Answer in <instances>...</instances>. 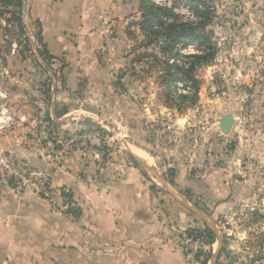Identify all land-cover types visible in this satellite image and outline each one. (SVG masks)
<instances>
[{
    "label": "rangeland",
    "instance_id": "rangeland-1",
    "mask_svg": "<svg viewBox=\"0 0 264 264\" xmlns=\"http://www.w3.org/2000/svg\"><path fill=\"white\" fill-rule=\"evenodd\" d=\"M131 1L138 4V11L125 18L124 28L114 31V37L94 55L96 67L75 75L62 60L43 59V53L50 56L39 43V26L30 21L26 9L12 15L0 0V112L1 104L11 110L15 105L9 101L18 104L25 99L19 103L31 112L46 111L56 91L66 90L72 112L86 129L82 139L99 147L107 173L117 174L116 167L126 160L136 162L129 152L141 155L143 164L153 169L147 164L152 163L148 156L133 147L136 141L155 152V157L177 149L191 173L196 170L204 175L208 164L219 160V167L207 176L225 162L231 196L218 212L199 197L173 191L175 170L168 174L170 168L157 164L155 169L172 182L171 196L200 210L220 232L222 246L215 264H264V0H204L210 13L206 30L211 32L214 57L194 73L199 83L197 102L180 110L174 106L175 93L184 90L179 84L163 82L161 62L172 63L175 49H181L182 55L195 54L194 46L178 45L164 51L162 38L147 39L136 26L144 15L140 0ZM151 1L171 8L179 21L195 20L183 4L169 7L166 0ZM144 41L151 43L138 48ZM144 53L157 60L146 57L137 62ZM17 95L25 99L14 98ZM65 107L59 104L58 110ZM229 112L234 122L229 133L223 134L219 120ZM172 165L176 167L173 159ZM146 173L152 175L150 170ZM157 183L161 191L166 189ZM62 193L65 198L70 195L69 190ZM190 214L193 225L179 233L180 247L193 258L188 264H201L209 253L207 264H212L214 247L197 236H206V220Z\"/></svg>",
    "mask_w": 264,
    "mask_h": 264
},
{
    "label": "crops",
    "instance_id": "crops-1",
    "mask_svg": "<svg viewBox=\"0 0 264 264\" xmlns=\"http://www.w3.org/2000/svg\"><path fill=\"white\" fill-rule=\"evenodd\" d=\"M137 5L131 0H23L52 61L62 60L75 75L96 67L94 55L114 31L124 28ZM70 97L66 90L56 91L50 108L37 112L19 103L26 100L24 95L18 104L9 101L15 109H6L9 126L0 131V155L10 152L25 165L45 171L53 195L43 199L29 188L15 193L0 176V264L191 263L178 239L193 225L190 210L160 190L157 182L162 188L165 183L155 164L176 171L174 184L166 181L173 191L199 197L218 212L231 196L225 162L207 176L191 173L177 149L165 155L156 152L155 157L136 141L133 147L152 162H146L153 167L152 175L128 160L116 167L117 174L107 173L99 147L82 139L86 129L72 112ZM59 104L66 109L59 111ZM62 190L70 192L68 204ZM72 204L80 209L77 218L67 212ZM210 245L213 253L220 251L221 237Z\"/></svg>",
    "mask_w": 264,
    "mask_h": 264
},
{
    "label": "trees",
    "instance_id": "trees-1",
    "mask_svg": "<svg viewBox=\"0 0 264 264\" xmlns=\"http://www.w3.org/2000/svg\"><path fill=\"white\" fill-rule=\"evenodd\" d=\"M172 6H178L183 4L189 8L194 16L195 20L192 21H179L178 16L171 10V8L163 7L151 0H140L141 11L144 13L142 16V21L137 23L136 26L144 33L145 37L149 40H154L157 38H162L164 46L162 47L164 51H172L177 48H184L186 46H194L195 54L192 55H182L181 49L176 53L172 54L173 62L168 61L161 62L163 66L162 78L164 83H170V85L179 84L181 88L186 92V94L178 92L175 93L176 102L174 106L177 110L184 107L193 106L198 100L199 93V83L194 77L195 71L204 65H207L212 61L214 57V46L212 41H210L211 32L207 31L208 22L210 19V13L204 0H169ZM3 7L6 11L10 12L12 15L18 14L23 7V0H2ZM202 8H201V7ZM198 18V20H197ZM39 31V28H38ZM39 43L42 44L40 33L37 36ZM151 43V42H150ZM145 41L141 42V46L138 48H146L149 44ZM144 45V46H143ZM44 47V45L42 44ZM45 61H49L52 58L48 57L45 53L41 54ZM150 57L157 60L154 55L144 53L143 55H138L137 62L140 59ZM179 59H183L181 62ZM168 174H172L173 170L168 169ZM172 183V182H171ZM65 196V195H64ZM69 200L70 196L67 197ZM70 215L77 218L80 215V209H68L67 211ZM204 233L206 236H201L199 233L197 236L202 238L208 244H213L215 242V234L209 228L205 227ZM189 235H192L190 231ZM210 253L207 255L206 259L201 264H207ZM217 264V263H216Z\"/></svg>",
    "mask_w": 264,
    "mask_h": 264
},
{
    "label": "built area",
    "instance_id": "built-area-1",
    "mask_svg": "<svg viewBox=\"0 0 264 264\" xmlns=\"http://www.w3.org/2000/svg\"><path fill=\"white\" fill-rule=\"evenodd\" d=\"M166 1L168 2L169 7H171V2L169 0ZM186 8L189 10L187 6ZM190 14L192 16L191 12ZM183 92L186 93L185 91ZM0 118V131L4 133L9 126V117L6 108H2ZM218 167L219 160H215L208 164V167L204 169L203 174L205 175L209 170ZM0 176L15 193H22L25 189L29 188L33 193L43 199H50L53 195V189L49 183L48 174L40 169L25 165L23 162L16 159L10 152H5L0 155Z\"/></svg>",
    "mask_w": 264,
    "mask_h": 264
},
{
    "label": "water",
    "instance_id": "water-1",
    "mask_svg": "<svg viewBox=\"0 0 264 264\" xmlns=\"http://www.w3.org/2000/svg\"><path fill=\"white\" fill-rule=\"evenodd\" d=\"M233 122H234V120H233V114H232L231 112H229V113H227L226 115H224V116L219 120V129H220V131H221L223 134H227V133H229V131H230L232 125H233ZM129 155L131 156V158H132L134 161L138 162V163H139L142 167H144L147 171L150 170L151 172H153V171L151 170L150 167H147L145 164H143V161H142L139 157H136V156L133 155V153H131V152H129ZM161 179L163 180L162 177H161ZM163 183H165V188H166V190H167V191H170L167 182H166L165 180H163ZM183 203L187 206V208H188L190 211H192V212L195 213L196 215L201 216V217L203 216V213H202L200 210H197L196 208L190 206V205L188 204V202L183 201ZM203 217H204V216H203ZM204 218H205V217H204ZM205 220H206L205 222H206L208 228H209L211 231L214 232L215 237H216L217 241L219 242V241H220V237L218 236L217 230L214 228V226H213V224L210 222V220H207L206 218H205ZM219 248H220V247H219ZM219 248H218V250L216 251V253H213V255H212V259H211V263H212V264H215V262H216V259H217V257H218V253H219Z\"/></svg>",
    "mask_w": 264,
    "mask_h": 264
}]
</instances>
